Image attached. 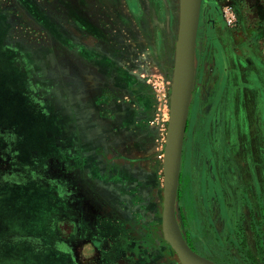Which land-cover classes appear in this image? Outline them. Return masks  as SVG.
<instances>
[{
    "label": "rangeland",
    "instance_id": "rangeland-1",
    "mask_svg": "<svg viewBox=\"0 0 264 264\" xmlns=\"http://www.w3.org/2000/svg\"><path fill=\"white\" fill-rule=\"evenodd\" d=\"M0 12L7 22L0 116L9 109L10 121L30 122L13 90L29 115L42 114L41 139L1 150L21 166L29 160L16 183L50 218L44 262L184 264L163 230L180 0H0ZM256 64L264 70V0H202L176 218L193 248L221 264H264L261 151H244L241 136L264 113V90L251 104ZM67 125L75 157L54 143L72 144ZM259 139L264 134L250 141ZM69 164L90 173L82 194L68 193ZM1 255L0 264H24Z\"/></svg>",
    "mask_w": 264,
    "mask_h": 264
},
{
    "label": "crops",
    "instance_id": "crops-1",
    "mask_svg": "<svg viewBox=\"0 0 264 264\" xmlns=\"http://www.w3.org/2000/svg\"><path fill=\"white\" fill-rule=\"evenodd\" d=\"M6 26L7 22L4 21L3 13L0 12V43L2 45L0 51V66L3 64L6 56ZM259 67L260 65L258 66L256 64V66L251 68L250 72L249 81L251 84V99L253 100L251 104L253 106H256L257 104L258 93L256 91L262 93L264 90V70L260 69L259 71ZM237 80L238 79L236 78L234 81L236 82ZM13 94L15 96V100H19V109H21V111L28 117L30 116V122L23 123L21 121H10L13 113L9 109L4 111L0 116V256H3L1 254L4 253L6 257L13 256L23 261L24 264H46L44 262V250L46 249V245L49 244V239L47 238V233L45 232V228L47 227V222L45 221L50 218H46L45 220L44 217L46 214L43 212L40 213V211L37 210L33 204H30V200L27 197L30 195L28 187L23 184L16 183V180H20L22 177L24 172L23 168L27 167V165L21 166L16 164L14 157L3 156L1 150V148L5 145L13 146L15 148L20 147L23 144L30 146L33 145L35 140L41 139L43 130L38 129V124L40 126L42 125V114L38 112H30L29 115L28 111H26L27 107L24 108L20 104V100L22 98L21 95L14 90ZM259 113L260 117L258 119L255 120L253 118L252 122L248 124L249 126L242 128L241 136H244L246 141L249 143L248 146L250 150L246 145V147L244 146L246 148L244 151H251V155H253L254 152L256 153V150V154L261 151L260 155H258V158L256 159V162L261 166L259 164L256 166H260V171L264 172V140L259 139V141L255 143V141H250L248 139L249 137L253 139L255 136H258L259 138V136L264 134V119L262 117V114L264 115V113L261 111ZM70 114L73 113H67L68 123L72 121L69 116ZM248 131H250V134H248ZM71 132L72 130L70 125H67L65 133L68 137H70V139ZM71 141L72 144L68 143L65 146L61 143L62 140L56 138L54 143H56V147L59 152L70 154L72 152H70L69 148L71 146H75V142H73L72 139ZM242 152L243 150L240 151L237 148L236 153L238 156L241 155ZM70 155L75 157L76 154L74 153ZM253 169L254 171L256 170V168ZM99 170V193L106 195L108 193V184L105 183V185H102V176L105 172V168H103L102 163L100 164ZM260 171H255V177H257V173L260 175ZM88 174L90 175V173L82 166H80L77 170L76 167H73L72 169L69 164L67 174V179L70 181V184L68 185L69 195L74 196L76 193L82 194L79 192L80 187L84 186L86 180L85 177H87ZM71 183H73V185H71ZM13 196L18 197V200L14 199ZM51 253V257H53L55 255L54 251ZM31 255L35 256L37 259L36 262L31 263L29 261L31 259Z\"/></svg>",
    "mask_w": 264,
    "mask_h": 264
},
{
    "label": "water",
    "instance_id": "water-1",
    "mask_svg": "<svg viewBox=\"0 0 264 264\" xmlns=\"http://www.w3.org/2000/svg\"><path fill=\"white\" fill-rule=\"evenodd\" d=\"M202 0H180L179 33L170 99V117L164 155L163 230L184 264H221L197 252L177 224L183 146L196 78V45Z\"/></svg>",
    "mask_w": 264,
    "mask_h": 264
},
{
    "label": "built area",
    "instance_id": "built-area-1",
    "mask_svg": "<svg viewBox=\"0 0 264 264\" xmlns=\"http://www.w3.org/2000/svg\"><path fill=\"white\" fill-rule=\"evenodd\" d=\"M226 17L229 21V23H234L236 21V14L234 12V10L230 7L226 9Z\"/></svg>",
    "mask_w": 264,
    "mask_h": 264
},
{
    "label": "flooded vegetation",
    "instance_id": "flooded-vegetation-1",
    "mask_svg": "<svg viewBox=\"0 0 264 264\" xmlns=\"http://www.w3.org/2000/svg\"><path fill=\"white\" fill-rule=\"evenodd\" d=\"M201 9H202V6H201ZM235 14H236V21H238V14H237V12H235ZM201 15V14H200ZM235 21V22H236ZM246 120V119H245ZM242 121V119L240 118V122ZM188 126V125H187ZM247 126H249V125H247ZM249 134V133H248ZM249 140H250V138H248ZM2 154H3V156H4V152H2ZM6 157V156H5ZM183 157V156H182ZM22 162L24 163L23 165H27L28 166V164H25L26 163V161H24L23 159H22ZM27 162H29V160L27 161ZM32 162L33 163H36V162H38V161H36V159L35 158H33L32 159ZM16 164H18V163H16ZM19 165V164H18ZM23 168V167H22ZM25 168H27V167H24L23 168V170L25 171ZM33 171V170H32ZM35 177V176H34ZM180 179H181V176H180ZM74 205V204H73ZM188 241V240H187ZM188 243H189V241H188ZM190 244V243H189ZM191 245V244H190ZM192 246V245H191ZM193 247V246H192ZM195 249V248H194ZM219 263V262H218Z\"/></svg>",
    "mask_w": 264,
    "mask_h": 264
},
{
    "label": "bare ground",
    "instance_id": "bare-ground-1",
    "mask_svg": "<svg viewBox=\"0 0 264 264\" xmlns=\"http://www.w3.org/2000/svg\"><path fill=\"white\" fill-rule=\"evenodd\" d=\"M228 42V41H227Z\"/></svg>",
    "mask_w": 264,
    "mask_h": 264
}]
</instances>
